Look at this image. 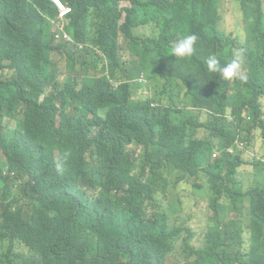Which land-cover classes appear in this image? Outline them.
<instances>
[{
    "label": "clouds",
    "instance_id": "1",
    "mask_svg": "<svg viewBox=\"0 0 264 264\" xmlns=\"http://www.w3.org/2000/svg\"><path fill=\"white\" fill-rule=\"evenodd\" d=\"M10 1L0 0V46L15 28L8 16ZM51 1L57 6L59 15L51 20L53 29L50 35L55 45L66 46L60 47L61 53H52L57 79L51 81L40 71L28 75L21 62L0 61V84L8 86L0 87V91L8 98L13 97L15 92L19 93L23 99V106L15 116L9 114L8 106L0 103V173L15 177L14 186L18 189L30 184L52 182L73 168L75 171L82 170V176L93 190L99 192V180L118 195L132 193L130 178L139 177L141 170L158 175L156 184L163 186L166 192L158 198H143L137 206L148 207L149 213L165 220L172 232V249L168 253L167 264L196 262L201 258L196 251L209 246L213 249L205 254L206 264H230L241 244L234 242L223 223L215 218L232 224L233 231L239 224L235 221L236 216L256 219V208L252 206L248 194L251 187H256L255 184L261 180L260 174H264V135L259 130V126L264 125V106L234 96L228 99L224 109H217L211 107L209 100L215 93L219 96L236 95L234 88L238 82L249 85L254 72L264 71V0H73L77 8L89 5L88 18L94 22L96 44L77 40L73 36L74 27L69 15L74 8L69 2ZM229 2L241 11L244 23L242 34L238 32V26H232L230 31L228 26H224L226 4ZM194 13H198L200 21L205 17L210 21L211 33L206 31L205 34L210 33L208 37L212 41L197 43L199 37L194 31L189 35L181 34L183 26L196 28L199 25L200 21L195 22ZM18 36L22 43L29 35ZM165 43H172V47L169 48V56L161 62L164 49L161 47ZM8 46L14 45L8 43ZM114 47L116 49L112 52ZM196 51L212 52L205 59L210 75L197 84L192 83L198 85L197 88H192L191 80H185L183 75L170 80L159 73L171 72L174 60L190 58ZM56 54L65 56V69H59L60 61L53 57ZM72 56L81 57L84 69L80 68V61L72 59ZM153 70L155 76L163 79H150L147 73ZM38 87L44 90L39 104L47 96V90L56 95L67 87L75 91L86 87L97 93L101 101L96 108L83 112L77 109L72 97L56 99L53 108L55 127L65 125L72 133L80 135L84 141L81 152H71L67 134L43 124L36 133L30 156L10 166L5 153L10 144V133L20 127L30 93ZM129 88H134L136 94L124 91ZM119 100L127 107H135V120L127 133L124 131L126 114ZM262 102L264 105V98ZM206 115L209 118L204 119ZM193 118L195 125L187 132L171 136L174 141L172 159L147 160V151L155 146L145 140L152 138L157 142L168 131L176 132L172 127L189 124ZM238 120L244 128L239 126ZM225 125L230 129L229 134L233 133L231 138L218 131ZM200 126L210 128L214 146L205 140L195 139ZM122 159L130 160L132 167L120 170L117 161ZM213 162H216L214 185L209 181L213 176L205 169ZM81 165L85 168H80ZM247 165L250 168H246ZM12 169H18V172H10ZM125 169L128 175L132 173L128 179L123 175ZM243 169L248 170L243 172ZM188 186L195 192L183 193ZM213 186H219V189L212 190ZM18 191L19 194H27ZM234 191H242L237 195L235 205L229 201ZM197 196L208 197V206L214 211L209 216L203 238L191 225L172 221L173 218H180ZM212 199L215 206L211 204ZM146 201L155 202L159 208L150 206ZM215 208L224 211V214L217 215ZM23 215L26 218L25 212ZM111 220V225L107 224L104 228V233L110 237L109 246L86 260L74 253L69 254L72 264H100L109 255L118 257L121 264H142L133 255L118 256L117 247L129 231L124 222L115 218ZM12 234L9 229L0 231V264H5L2 259L10 250L14 254L27 255L31 252V247L24 243H9ZM259 255L264 261V255Z\"/></svg>",
    "mask_w": 264,
    "mask_h": 264
},
{
    "label": "trees",
    "instance_id": "2",
    "mask_svg": "<svg viewBox=\"0 0 264 264\" xmlns=\"http://www.w3.org/2000/svg\"><path fill=\"white\" fill-rule=\"evenodd\" d=\"M69 2L74 11L69 15L74 27V37L77 40L96 44V35L94 33V22L88 18L89 5L75 6L73 0H63ZM10 21L14 22V30L5 37L0 46V61L10 60L23 63L28 75L40 71L46 74L52 80L57 79L56 68L52 60V53H61L60 47L65 45H55L50 35L53 29L52 19L59 15L57 6L51 0H11L8 10ZM196 24L200 18L198 13H194ZM194 31V32H193ZM210 21L206 17L200 21L196 28L192 26H183L182 35L195 33L199 37L198 42L208 43L212 41L210 33ZM19 35H29L22 43ZM8 43L14 46H8ZM20 43V44H19ZM101 43V42H98ZM197 45V44H196ZM109 47V45H108ZM162 58L169 56V48L172 43H165L161 48ZM116 47L113 48L114 52ZM211 51L205 53L195 52V54L185 60H174L172 65L174 69L171 72H159L164 79H174L182 76L185 80H191L192 88H197L199 83L205 80L209 75L205 59L211 54ZM70 57V56H69ZM74 60L80 61V68L84 69L85 63L81 61L80 56H72ZM155 70L147 73V76L153 81H159L163 78L154 74ZM79 73V71L77 72ZM264 71L254 72L251 75L250 84L242 82L236 84L234 90L236 95L219 96L213 93L214 97L209 100L211 107L225 108L229 98L234 96L246 98L251 103L263 107L262 98H264V83L262 79ZM129 86H133L131 83ZM6 84H0V87ZM55 86H57L55 84ZM69 87V86H68ZM61 90L56 95H52L47 90V96L42 103H38L43 88L33 89L27 100L24 110L25 118L15 131L10 133L11 140L5 153L8 157L10 166L17 165L26 160L33 149L32 144L39 128L43 124H49L51 127L59 130L69 137V149L72 153H79L84 149L82 137L65 126L55 127L53 118L55 112L56 99L67 100L72 97L80 111H88L96 108L101 101L100 96L84 87L81 91H75L72 88ZM128 94H136L134 88L124 90ZM0 103L9 107V114L15 116L18 109L23 106V99L19 93H14L13 97L8 98L4 92L0 91ZM118 103L124 109L126 114V123L124 131L131 130L135 120V107H127L122 100ZM196 113V111H194ZM209 118L208 115L204 117ZM200 121L198 122L199 125ZM241 128H244L241 121L238 120ZM195 125L194 118L189 124L185 123L179 127H172L173 131H168L160 138L154 141L148 138V143H153L155 148L148 150L146 158L149 161H162L163 159H172L174 145L173 134L177 132H187L189 128ZM197 125V126H198ZM260 132L264 135V125L259 126ZM219 133L232 137L228 125L218 129ZM250 134V131H247ZM196 140H205L207 144L214 146V137L210 128L200 126V131L195 136ZM79 158H76L78 160ZM213 162L206 166V170L213 178H209L212 185L214 182ZM120 170L130 169L132 162L130 160L117 161ZM80 168H85L81 165ZM2 170V169H0ZM11 171L18 172V169ZM124 178L127 179L128 170L124 171ZM256 187H251L249 197L252 199V206H255L256 219L238 217L235 219L239 224L233 231L232 224L225 223L220 218L215 220L222 222L224 227L233 238L234 242L241 244V249L235 253L230 264H264L259 255H264V174ZM126 179V180H127ZM158 175H152L144 170L140 171L139 177H131V194L122 193L118 195L109 191L107 186L98 180L99 192L93 190L92 185L82 176V170L75 171L71 168L65 171L59 178L52 182L42 183L18 188L14 186L15 177L4 176L0 173V231L9 229L13 231L9 243H24L31 247L29 254H14L10 250L2 259L5 264H72V258L69 254L74 253L77 257L86 260L97 256L104 248L109 246L110 237L104 232V228L111 225V219L115 218L125 223L127 230L125 238L117 247L118 256L133 255L138 258L142 264H167L168 253L172 249L171 236L165 220H161L156 214H150L148 207H139L137 205L143 202V198L161 197L166 189L163 186H157ZM222 185H225L223 183ZM219 189V186H213L212 190ZM242 191H234L229 201L235 205L237 195ZM248 193V192H245ZM135 196H131L134 195ZM142 196H141V195ZM27 196V197H26ZM147 202V201H146ZM150 206L159 208L155 202H147ZM211 204L215 206L214 200ZM161 205V203H160ZM23 212L26 213L24 218ZM217 215L224 214V211L215 208ZM27 223H26V222ZM14 242V243H13ZM112 242V241H111ZM251 245V246H245ZM209 249L196 251L201 255L198 261H191L189 264H206L205 254ZM249 256V258H246ZM100 264H121L118 257L107 256Z\"/></svg>",
    "mask_w": 264,
    "mask_h": 264
},
{
    "label": "rangeland",
    "instance_id": "3",
    "mask_svg": "<svg viewBox=\"0 0 264 264\" xmlns=\"http://www.w3.org/2000/svg\"><path fill=\"white\" fill-rule=\"evenodd\" d=\"M224 26H228V31L232 30V26H238V32L242 34L241 26H244L242 20L241 11L238 7L235 6L233 2H229L226 4V11L224 15ZM56 61H60L59 69H65V56L61 54H56L53 56ZM61 75L64 76V72H61ZM254 152V151H253ZM246 158V155H245ZM246 168H250L249 165L245 166ZM248 169H243V172H246ZM166 174V173H164ZM165 176V175H163ZM191 184V182H190ZM195 189L188 186L183 193H194ZM209 198L205 196H197L195 200L192 201L190 208L180 217L173 218L172 221H176L177 223L185 222L192 226L195 230L196 234L203 238L204 234L207 230V225L209 221V216L214 214V211L208 206Z\"/></svg>",
    "mask_w": 264,
    "mask_h": 264
}]
</instances>
